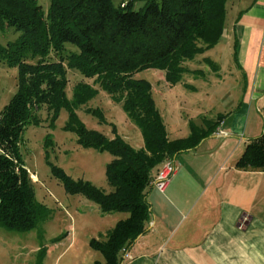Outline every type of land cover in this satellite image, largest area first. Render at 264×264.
<instances>
[{
    "label": "trees",
    "instance_id": "1",
    "mask_svg": "<svg viewBox=\"0 0 264 264\" xmlns=\"http://www.w3.org/2000/svg\"><path fill=\"white\" fill-rule=\"evenodd\" d=\"M140 1L144 5L136 8ZM226 2L50 0L46 10L39 0H0V28L19 33L6 44L0 42V60L18 68L17 90L0 114V226L25 232L48 216V207L36 197L21 144L27 125L40 123L38 111L43 105L51 124L66 109L65 128L76 133L78 144L113 156L106 165L111 189L75 179L49 160L51 171L67 192L83 194L103 213H127L103 237L89 242L103 256L94 264H121L125 251L151 221L148 192L162 162L197 146L219 122L203 119L196 125L190 121L188 136L171 138L150 81L136 73L160 68L167 81L175 84L184 73L200 71L185 62L220 40ZM69 69L93 79V83L78 81L72 98L67 94ZM100 88L141 129L143 146H133L119 133L109 137L80 119L76 110L83 108L105 121L98 107L87 106ZM235 166L264 170V133L247 142ZM44 253L45 247L39 248V264Z\"/></svg>",
    "mask_w": 264,
    "mask_h": 264
},
{
    "label": "rangeland",
    "instance_id": "2",
    "mask_svg": "<svg viewBox=\"0 0 264 264\" xmlns=\"http://www.w3.org/2000/svg\"><path fill=\"white\" fill-rule=\"evenodd\" d=\"M39 1L47 10L50 0ZM143 5L144 1H140L136 8ZM226 9L223 32L217 44L185 62L188 68L200 71L184 73L182 80L175 84L167 81L165 71L160 68H145L136 73V77L150 81L155 103L170 133L175 127L182 129L176 131L177 135L188 132L186 121L201 125L203 119H215L226 104L218 102L220 95H224L227 87L232 88L235 81L242 80V72L233 54L236 39L232 28L238 8L233 6L232 0H227ZM18 35L12 29L0 28V42L3 44ZM204 57L209 60H204ZM17 75V66L0 60V114L17 90ZM68 77L69 98H72L73 87L78 81L93 83L92 78H85L76 70L69 69ZM87 106L98 107L105 118L101 121L97 115L78 108L77 114L87 127L102 131L109 137L119 133L135 147L144 144L141 129L104 89L100 88ZM38 115L40 123H30L25 129L21 152L28 170L37 175L33 181L36 197L46 204L49 213L29 231H12L0 226V264H39L41 247H45L43 264H93V260H103L102 254L90 247V239L103 237L127 213L115 212L110 216L83 194L67 192L53 175L49 160L64 168L73 178L89 180L109 191L111 186L106 177V165L113 156L108 151L78 144L76 133L65 128L68 119L66 109L60 111L53 124L45 105ZM47 139L51 143L46 146Z\"/></svg>",
    "mask_w": 264,
    "mask_h": 264
},
{
    "label": "crops",
    "instance_id": "3",
    "mask_svg": "<svg viewBox=\"0 0 264 264\" xmlns=\"http://www.w3.org/2000/svg\"><path fill=\"white\" fill-rule=\"evenodd\" d=\"M232 4L242 80L220 95L226 104L214 132L175 155L177 172L167 188L151 186V221L121 264H264V170L235 166L247 142L264 133V0ZM177 130L170 137L190 133Z\"/></svg>",
    "mask_w": 264,
    "mask_h": 264
},
{
    "label": "built area",
    "instance_id": "4",
    "mask_svg": "<svg viewBox=\"0 0 264 264\" xmlns=\"http://www.w3.org/2000/svg\"><path fill=\"white\" fill-rule=\"evenodd\" d=\"M176 172L177 165L174 159H165L162 162L155 178L153 179V185L160 191H164L169 185L174 175L176 174ZM129 256L130 253L128 250H126L124 253V258H128Z\"/></svg>",
    "mask_w": 264,
    "mask_h": 264
}]
</instances>
